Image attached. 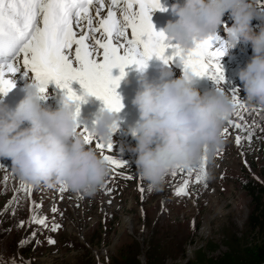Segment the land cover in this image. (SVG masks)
Returning <instances> with one entry per match:
<instances>
[{
  "label": "rangeland",
  "instance_id": "374dc122",
  "mask_svg": "<svg viewBox=\"0 0 264 264\" xmlns=\"http://www.w3.org/2000/svg\"><path fill=\"white\" fill-rule=\"evenodd\" d=\"M256 4L264 10V0H256ZM252 26L258 33L264 28V17L253 19ZM219 32L226 37L223 25ZM173 50L169 48L166 54ZM252 55L251 43L242 41L222 58L227 83L222 82L219 88L232 96L229 88L237 87L246 104L243 110L236 106L224 125L228 134L222 131V145L192 166L172 171L159 189L152 188L137 170L138 154L132 151L137 141L127 131L139 119L132 103L140 88L141 72L136 65L125 69L127 75L117 88L124 104L118 113L120 130L113 135V150L104 152L127 162L117 174L110 165V174L94 196L77 195L63 182L54 187L27 183L12 171L10 159H0L5 165H0V264H121L128 259L129 264H137L136 260L138 264H219L229 259L234 264H263L254 260L255 238L248 225L252 196L242 185L247 178L264 185V105L246 101L239 79L240 69ZM161 70L149 60L145 74L158 81ZM183 71L177 58L171 72L179 77ZM117 72L113 75H120ZM195 86L202 93L217 88L208 76L196 77ZM72 88L83 94L78 81ZM51 89L66 92L57 84ZM95 98L81 102L82 126L91 128L104 107L103 101ZM240 118L254 129L251 141L229 123ZM238 134L242 137L239 145ZM202 172L206 179L197 182ZM185 181L188 195H177ZM34 213L46 216L47 226L31 222ZM54 224L58 229L53 230ZM49 238L55 243H49Z\"/></svg>",
  "mask_w": 264,
  "mask_h": 264
},
{
  "label": "clouds",
  "instance_id": "9594fccd",
  "mask_svg": "<svg viewBox=\"0 0 264 264\" xmlns=\"http://www.w3.org/2000/svg\"><path fill=\"white\" fill-rule=\"evenodd\" d=\"M171 10L176 19L162 30L184 51L218 33L230 13L234 23L226 30L228 52L242 41L250 42L253 50L239 71L245 99L264 105V28L257 33L252 26L253 19L264 17V10L256 0H176ZM139 71L140 88L132 101L139 119L127 131L137 141L132 148L138 154L137 170L159 189L175 169L215 153L236 104L223 89L202 93L191 71L175 77L165 67L158 81L147 77L146 68ZM25 93L15 107L0 98V159H10L12 171L27 183L54 187L63 182L77 195L94 196L110 174V165L85 142L77 115L81 102L64 93L58 107L45 106L34 79L25 84ZM120 121L117 112L103 107L90 130L98 139H113Z\"/></svg>",
  "mask_w": 264,
  "mask_h": 264
},
{
  "label": "snow or ice",
  "instance_id": "6c2138e0",
  "mask_svg": "<svg viewBox=\"0 0 264 264\" xmlns=\"http://www.w3.org/2000/svg\"><path fill=\"white\" fill-rule=\"evenodd\" d=\"M105 5L106 0H0V97L16 86L19 76L39 82L43 99H47V87L54 81L58 87L66 89L65 94L73 100L84 102L87 97L95 96L103 101L104 107L119 113L124 104L117 88L127 75L125 69L136 65L142 70L153 57L166 65L179 58L185 72L191 71L196 77H210L218 90L222 82L227 83L222 58L228 53V41L220 32L184 51L173 44L162 29L157 30L152 21L154 10H167L162 0H108L107 15L103 16ZM84 22L86 27L82 26ZM227 29L225 24L224 30ZM169 48L174 50L166 55ZM114 68L120 69V75H113ZM74 81L82 86V95L72 88ZM229 91L236 106L245 109L237 87ZM79 113L78 107L77 115ZM229 123L245 132L247 140L251 141L254 135L251 125L242 118ZM80 131L85 142L94 144L113 166L114 174L125 166L126 160L104 154L106 149L113 150L112 139L96 138L86 124ZM223 134H228L227 127ZM241 139L238 134L237 145ZM118 174L125 179L132 178ZM202 179H206V173L202 172L197 182ZM187 186L185 181L176 194L188 195ZM140 190L144 191L143 187ZM33 206L35 208V201ZM31 222L47 226V217L34 213ZM58 227L54 224L53 230ZM20 243L24 245V241ZM49 243L55 241L49 238Z\"/></svg>",
  "mask_w": 264,
  "mask_h": 264
},
{
  "label": "trees",
  "instance_id": "16d2710c",
  "mask_svg": "<svg viewBox=\"0 0 264 264\" xmlns=\"http://www.w3.org/2000/svg\"><path fill=\"white\" fill-rule=\"evenodd\" d=\"M242 185L245 189L248 190V192L252 196V208L248 215V225L255 238L254 260L257 263L260 262L263 263L264 262V185L261 182L251 178L242 180ZM128 262L129 259L125 260L121 264H126V263L129 264ZM135 262L138 264L137 260ZM219 264H234V263L231 261V259H229Z\"/></svg>",
  "mask_w": 264,
  "mask_h": 264
},
{
  "label": "bare ground",
  "instance_id": "6f19581e",
  "mask_svg": "<svg viewBox=\"0 0 264 264\" xmlns=\"http://www.w3.org/2000/svg\"><path fill=\"white\" fill-rule=\"evenodd\" d=\"M107 11L108 10H103L102 11V15L103 16H106L107 15ZM94 12H95V9H93V14H94ZM153 14V13H152ZM118 15H119V12H118ZM160 15H162V11L160 10V14L159 15H157L158 17L160 16ZM164 15V14H163ZM157 16H154L155 18H157ZM162 18H166V17H163L162 16ZM173 19H176V17L174 16L173 17ZM154 23V25L156 26V29L157 30H161L160 28H159V25L158 24H156L155 22H153ZM115 70H117L119 73H120V69L119 68H114L113 69V73H114V71ZM126 70H129V68L127 67L126 68ZM131 70V69H130ZM117 72V73H118ZM117 73H115V74H117ZM133 73V72H132ZM150 75V74H149ZM118 76V75H117ZM22 87H23V83L21 82V81H19V80H17V82H16V86L6 95V96H2V97H0V98H3L4 100H5V102L6 103H8L9 105H11L12 106V103L14 102V99H17V100H20L22 97H23V94H24V92H23V89H22ZM91 98H93V99H96L95 97H93V96H91ZM97 100H99L98 98H97ZM96 101V100H95ZM96 103H99V102H97L96 101ZM99 104H102V103H99ZM102 105H104V104H102ZM13 107V106H12Z\"/></svg>",
  "mask_w": 264,
  "mask_h": 264
}]
</instances>
